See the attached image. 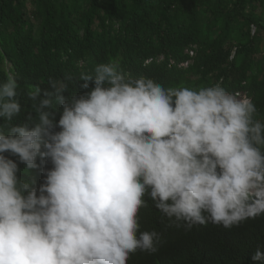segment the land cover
Wrapping results in <instances>:
<instances>
[{
	"label": "clouds",
	"instance_id": "obj_1",
	"mask_svg": "<svg viewBox=\"0 0 264 264\" xmlns=\"http://www.w3.org/2000/svg\"><path fill=\"white\" fill-rule=\"evenodd\" d=\"M19 90L9 72L0 83V264H127L138 250L155 253L160 234L141 231L145 197L186 230L264 216V121L247 95L220 83L164 87L118 60L32 86L31 112L17 122ZM18 163L29 177L39 168L43 182L21 179ZM251 259L264 261V251Z\"/></svg>",
	"mask_w": 264,
	"mask_h": 264
},
{
	"label": "trees",
	"instance_id": "obj_2",
	"mask_svg": "<svg viewBox=\"0 0 264 264\" xmlns=\"http://www.w3.org/2000/svg\"><path fill=\"white\" fill-rule=\"evenodd\" d=\"M263 11L264 0H0V83L9 72L17 77L20 122L31 112L32 86L118 60L123 71L164 87L220 83L250 97L264 121ZM82 83H69V92L85 91ZM18 167L21 179L43 182L39 168L29 177ZM145 199L141 231L160 234L158 250H138L127 264H264L251 259L257 247L264 251V216L230 229L209 222L186 230Z\"/></svg>",
	"mask_w": 264,
	"mask_h": 264
},
{
	"label": "rangeland",
	"instance_id": "obj_3",
	"mask_svg": "<svg viewBox=\"0 0 264 264\" xmlns=\"http://www.w3.org/2000/svg\"><path fill=\"white\" fill-rule=\"evenodd\" d=\"M264 12V11H263ZM242 95V94H241Z\"/></svg>",
	"mask_w": 264,
	"mask_h": 264
}]
</instances>
